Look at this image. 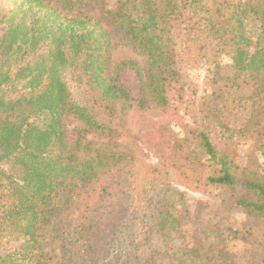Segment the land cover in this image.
I'll return each mask as SVG.
<instances>
[{"label": "trees", "instance_id": "obj_1", "mask_svg": "<svg viewBox=\"0 0 264 264\" xmlns=\"http://www.w3.org/2000/svg\"><path fill=\"white\" fill-rule=\"evenodd\" d=\"M106 1L0 0V264H264V0ZM101 19L144 59L138 99ZM203 65L196 126L139 171L122 119L171 109ZM171 173L258 220L231 229L238 253L212 203L190 242Z\"/></svg>", "mask_w": 264, "mask_h": 264}, {"label": "rangeland", "instance_id": "obj_2", "mask_svg": "<svg viewBox=\"0 0 264 264\" xmlns=\"http://www.w3.org/2000/svg\"><path fill=\"white\" fill-rule=\"evenodd\" d=\"M118 1L107 0L103 9L114 10ZM1 6H9V4L1 2ZM89 15L101 17L100 10L98 9L93 10ZM101 23L109 34L113 46L109 61L110 71L123 61H130L136 65V70L126 69L121 73V81L133 97L138 99L140 97V82L143 80L142 75H144V59L126 45L121 39V34H118L115 28L108 25L102 19ZM223 62H227V59L224 58ZM205 69L206 66L203 65V67L192 70L187 75L183 91H171L170 96L172 100L170 102L173 104L171 109L163 111L150 105L144 110L131 109L122 119V126L129 130L133 142L137 145V168L139 171H145L147 167L159 168L160 165L158 163L162 156L166 154L168 146L173 142L174 138L183 136L190 128L196 126L193 123L192 115L195 118L198 117L199 98L209 92L205 80ZM136 71L141 75V78ZM197 124L198 126L201 125L199 122ZM77 126L78 123L71 119L67 122V130L71 139L74 137L72 130ZM262 166H264V163ZM194 180L196 178H192L191 181H179L177 176L172 173L167 178H164V181L173 185L176 191L183 197L179 208L183 224L182 228L185 234H189L188 238H191L190 242L197 244L199 250L203 251L204 247L197 237L195 211L201 204L207 205L212 203L211 205L215 206V209L210 213L205 211L203 214L216 215L220 219L222 230L225 232V242L223 244L225 251L229 254L238 253L241 249L240 242L232 237V230H236L243 223L256 227L258 220L256 218H246V215L240 209L228 205L227 200L223 198V191L221 189L210 186L197 187V183ZM150 183L153 184L154 180L150 181ZM237 191L241 192L240 186H238ZM74 215L72 213L71 217Z\"/></svg>", "mask_w": 264, "mask_h": 264}]
</instances>
